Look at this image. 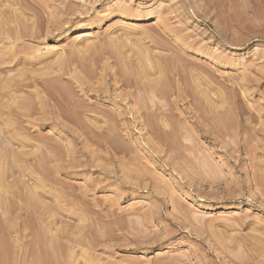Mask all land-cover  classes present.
Returning <instances> with one entry per match:
<instances>
[{
    "label": "rangeland",
    "instance_id": "rangeland-1",
    "mask_svg": "<svg viewBox=\"0 0 264 264\" xmlns=\"http://www.w3.org/2000/svg\"><path fill=\"white\" fill-rule=\"evenodd\" d=\"M0 263L264 264V0H0Z\"/></svg>",
    "mask_w": 264,
    "mask_h": 264
},
{
    "label": "bare ground",
    "instance_id": "bare-ground-1",
    "mask_svg": "<svg viewBox=\"0 0 264 264\" xmlns=\"http://www.w3.org/2000/svg\"><path fill=\"white\" fill-rule=\"evenodd\" d=\"M85 32H86V31H85ZM85 32H84V34H83L84 36H88V35L90 34V33H88V32H87V33H85ZM7 247H8V245H7ZM1 248H2V247H1ZM9 248H10V247H9ZM6 251H7V249H6ZM8 253H9V252H8ZM8 253H7V254H8ZM11 255H12V254H11ZM2 256H3V255H2ZM3 261H4V260H3ZM8 261H9V259H8ZM35 261H36V260H35ZM8 263H9V262H8ZM38 263H39V261H38ZM38 263H36V264H38ZM0 264H1V263H0Z\"/></svg>",
    "mask_w": 264,
    "mask_h": 264
}]
</instances>
